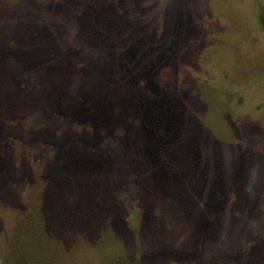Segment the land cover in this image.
<instances>
[{
	"label": "rangeland",
	"instance_id": "374dc122",
	"mask_svg": "<svg viewBox=\"0 0 264 264\" xmlns=\"http://www.w3.org/2000/svg\"><path fill=\"white\" fill-rule=\"evenodd\" d=\"M263 10L0 0V264H45L44 250L52 264H103L117 241L130 258L169 257L154 264H264ZM80 162L106 169L113 215L89 239L65 189Z\"/></svg>",
	"mask_w": 264,
	"mask_h": 264
},
{
	"label": "trees",
	"instance_id": "16d2710c",
	"mask_svg": "<svg viewBox=\"0 0 264 264\" xmlns=\"http://www.w3.org/2000/svg\"><path fill=\"white\" fill-rule=\"evenodd\" d=\"M260 22L264 26V10L260 14ZM8 60L9 59H6L5 57H3L0 60V103L3 104L7 102L11 104L10 97H8L9 100L6 99L3 93L6 76H5V71H3L2 63ZM54 94L57 95L58 97L57 90ZM58 106H59V102H55V104L52 106L53 109L52 111L54 112L57 111ZM118 119L120 118L118 117ZM106 122L109 124L110 120L106 119ZM116 126L118 128L121 127L122 124L120 125L117 124ZM125 134L126 132L123 133V138L128 141L129 146L131 147L129 148V146L127 145V149L129 150L133 149L138 153L140 157L139 158L140 161L137 163V165L139 166V170L144 172L146 168H148V166L149 167L151 166V161L149 160L148 157L141 155L144 152H142L139 149L136 150V148H134L135 139L136 141H138V139L134 136V134L132 132H129V134L132 135L131 136L127 135V137L125 136ZM117 171L119 172V170ZM106 173H107L106 169L103 166H94L82 162L77 163L75 166L73 165V167L68 173V176H70L71 178V183L74 182L75 183L66 187L65 189H69L70 194L74 196L73 198L75 202H78L77 205L79 206V216L76 221V226L79 227L78 230L82 231L81 232L83 233L82 238H84V235H86L87 239H89L88 236H92L96 228H98L99 226H104L105 223L112 221L111 216L113 215L108 214L110 213L109 212L110 209L108 207H110L111 205L109 204L110 202L109 203L106 202V192H107L106 189L109 188L107 182L105 181ZM119 174L121 175V172ZM98 178H100L101 180H99ZM140 182L142 183V187L144 189L145 185L143 179L140 180ZM98 183L101 184L100 189ZM1 186H2V181L0 180V188ZM88 215H92L94 216V218L90 219L88 218ZM42 218L41 221L44 224V227L47 228L46 217H42ZM53 226H57L58 230L61 232L63 231L66 232L67 230L75 228L73 224L68 225L67 223H65L64 225L53 224ZM51 242H52L51 240L48 241V243L45 246L49 247ZM79 243H85V240L81 239L79 240ZM117 244H118L117 251H114V253L109 254V256L106 258L103 264H145V263L149 264L150 261L153 262L152 264H154L155 262L160 263L157 260H161V259L166 260L169 258L167 254H163V253L158 255L155 261L154 258L149 259V257H145L144 258L145 260L143 261L142 256H140V258H130L129 256L128 257L126 256V253L124 251H122L123 249L121 248L118 241ZM55 248L61 251V253H63L65 246L63 244L60 246L58 245V243H56ZM38 251H40V249H38ZM44 254H47L45 250L44 252H38V255L42 256L41 258H43L45 264H52L53 261L51 260V258L49 256H44Z\"/></svg>",
	"mask_w": 264,
	"mask_h": 264
}]
</instances>
